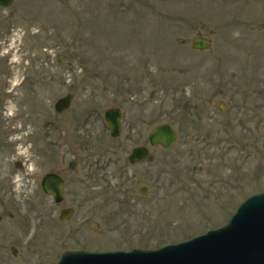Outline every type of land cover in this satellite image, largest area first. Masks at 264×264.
<instances>
[{"label": "rangeland", "instance_id": "rangeland-1", "mask_svg": "<svg viewBox=\"0 0 264 264\" xmlns=\"http://www.w3.org/2000/svg\"><path fill=\"white\" fill-rule=\"evenodd\" d=\"M197 33L210 49L190 46ZM4 56L18 75L0 82V264L182 240L264 191V0H13L0 7V74L11 78ZM67 91L72 107L56 113ZM116 105L114 138L102 113ZM162 121L183 144L127 163ZM49 170L66 180L59 203L40 188Z\"/></svg>", "mask_w": 264, "mask_h": 264}, {"label": "water", "instance_id": "water-1", "mask_svg": "<svg viewBox=\"0 0 264 264\" xmlns=\"http://www.w3.org/2000/svg\"><path fill=\"white\" fill-rule=\"evenodd\" d=\"M10 2L0 0L1 5ZM192 43L196 47L209 44L202 38H196ZM68 102L69 96L61 98L57 103L58 110ZM109 122L115 133L117 113L109 114ZM172 135L168 124H160L153 128L149 137L152 144L160 142L169 146ZM145 151L144 148H138L136 152L141 156ZM58 181L56 176L48 174L43 182L45 190L52 191L56 199L61 197ZM58 264H264V192L251 195L243 201L224 226L189 240L150 250L67 251L62 254Z\"/></svg>", "mask_w": 264, "mask_h": 264}, {"label": "flooded vegetation", "instance_id": "flooded-vegetation-1", "mask_svg": "<svg viewBox=\"0 0 264 264\" xmlns=\"http://www.w3.org/2000/svg\"><path fill=\"white\" fill-rule=\"evenodd\" d=\"M180 139H182L180 144H183V137L181 136V137L179 138V141H180ZM179 141H178V144H179ZM193 157H194V156H193ZM178 158H179V153H178ZM201 169H202V168L199 167V170H201Z\"/></svg>", "mask_w": 264, "mask_h": 264}]
</instances>
